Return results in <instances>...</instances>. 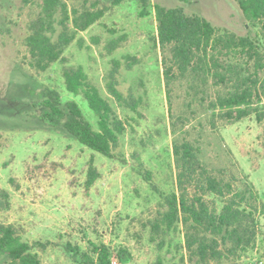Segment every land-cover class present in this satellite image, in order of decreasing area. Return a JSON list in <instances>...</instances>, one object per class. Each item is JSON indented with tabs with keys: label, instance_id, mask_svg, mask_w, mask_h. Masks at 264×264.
<instances>
[{
	"label": "rangeland",
	"instance_id": "1",
	"mask_svg": "<svg viewBox=\"0 0 264 264\" xmlns=\"http://www.w3.org/2000/svg\"><path fill=\"white\" fill-rule=\"evenodd\" d=\"M93 1L87 0V4ZM100 1L110 4V11L80 34L85 39L83 46L75 41L64 56L68 59L65 64L82 65L102 94L111 59H120L123 90L132 87L143 97L142 115L130 119L132 127L114 158L40 122L39 109L33 106L40 96V83L57 88L65 100H76L93 122L95 117L82 95L66 89L63 62L53 63L45 72L34 71L27 64L24 39L29 20L40 11V0L27 5L23 0H0V223L16 225L25 240L48 241L46 251L40 252L41 264H86L81 255L92 252L93 244L110 247L111 264L114 259L118 264H156L159 255L164 264H192L183 247L181 226L162 248L158 240H151L149 222L160 209L159 194L151 183L166 192L176 189L171 116H192L185 107V79L171 84L168 105L162 58L170 53L152 42L157 32L154 7L180 6L190 15L204 16L221 31L239 35L254 34L257 28L250 27L235 0H121L117 5L115 0ZM67 2L70 7H81L84 0ZM143 5L148 7L147 16L141 15ZM122 34H127L126 40L108 55L107 41ZM94 35L101 37L97 45ZM128 54L138 61L131 70H126ZM192 105L201 108L196 102ZM165 127L167 134L161 132ZM183 136L200 148V159L211 173L231 180L235 189L243 180L251 182L258 201L264 203V118L252 115L213 128L208 114L200 112L184 127ZM137 152L142 171L150 172L149 180L139 173L140 162L133 156ZM92 169L99 177L89 184ZM206 199H213L220 211L222 199L212 195ZM257 218L256 246L240 264L264 260V212ZM121 248L131 253L130 262L121 263ZM3 262L0 258V264Z\"/></svg>",
	"mask_w": 264,
	"mask_h": 264
},
{
	"label": "trees",
	"instance_id": "2",
	"mask_svg": "<svg viewBox=\"0 0 264 264\" xmlns=\"http://www.w3.org/2000/svg\"><path fill=\"white\" fill-rule=\"evenodd\" d=\"M33 1L23 0L26 5ZM235 1L250 27L257 28L254 34L221 31L204 16L190 15L180 6L154 7L157 32L152 42L156 48L170 53L168 58H162L168 105L171 84L185 79V107L192 116H171L176 189L166 192L151 183L160 197L157 216L149 222L151 240H158L162 248L167 237L181 226L183 247L192 264H240L256 246L257 217L264 212V203L258 201L251 182L243 180L235 189L231 180L211 173L200 159V148L183 136L184 127L200 112L208 114L213 128L232 125L252 115L258 120L264 118V0ZM120 2L115 0L113 4ZM110 8V4H102L100 0L90 4L84 0L81 7H70L67 0H40V11L29 20L24 39L29 68L45 72L55 62L67 63L65 50L75 41L83 46L85 39L80 34L100 22ZM148 14V7L143 5L141 15ZM126 37L127 34L112 36L105 45L108 55H113ZM92 40L97 45L101 37L94 35ZM125 58L129 59L126 70L138 63L133 55ZM121 67L120 59H111L110 68L103 76L106 91L102 94L82 65L65 64L66 89L85 98L95 122L87 118L76 100H65L57 88L42 83L40 96L33 102L39 109L40 122L68 134L94 152L116 157L115 150L128 127H132L130 119L142 115L143 103L142 95H137L134 88L123 90ZM195 102L201 108H194ZM161 132L167 134L168 129L165 127ZM133 156L140 162L139 173L149 180L150 172L142 171L138 152ZM90 175L88 182L92 184L99 174L92 169ZM208 195L222 199L220 211L213 205V199H206ZM48 245V241L25 240L16 225L0 223L2 264H41L40 252L46 251ZM68 248L77 254L71 245ZM111 255L110 247L93 244L92 252L81 256L86 264H111ZM118 255L121 263L131 260L127 249L121 248ZM156 264H164L161 255Z\"/></svg>",
	"mask_w": 264,
	"mask_h": 264
},
{
	"label": "built area",
	"instance_id": "3",
	"mask_svg": "<svg viewBox=\"0 0 264 264\" xmlns=\"http://www.w3.org/2000/svg\"><path fill=\"white\" fill-rule=\"evenodd\" d=\"M113 264H118V261L116 259H114L112 261ZM252 264H264V260L262 259H256Z\"/></svg>",
	"mask_w": 264,
	"mask_h": 264
}]
</instances>
